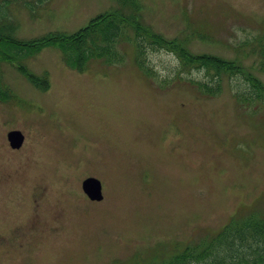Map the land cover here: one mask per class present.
Returning a JSON list of instances; mask_svg holds the SVG:
<instances>
[{"label": "rangeland", "instance_id": "rangeland-1", "mask_svg": "<svg viewBox=\"0 0 264 264\" xmlns=\"http://www.w3.org/2000/svg\"><path fill=\"white\" fill-rule=\"evenodd\" d=\"M2 1L23 41L74 35L121 8L151 36L241 65L264 85V0ZM127 36L111 61L83 70L53 47L22 62L48 73L45 90L0 58L13 93L0 101V264H169L231 223L264 219V94L238 74L184 66L171 47L146 46L147 75L135 31ZM218 79V94L201 84ZM11 131L24 136L19 149ZM88 178L101 201L85 194ZM247 253L226 264H253Z\"/></svg>", "mask_w": 264, "mask_h": 264}, {"label": "trees", "instance_id": "trees-1", "mask_svg": "<svg viewBox=\"0 0 264 264\" xmlns=\"http://www.w3.org/2000/svg\"><path fill=\"white\" fill-rule=\"evenodd\" d=\"M42 1L47 0H40V2ZM2 2L6 1L3 0ZM1 9L0 6V12ZM6 16L0 15V58L4 62H19V66L16 67L17 70L21 71V74L26 76L37 87L40 82L44 84L46 87L43 90L49 88L48 73L44 74L42 78L36 77L22 62L33 58L46 48L53 47L60 50L64 62L69 68L83 70L95 57H103L106 61H111L118 55V51L115 48L116 44L119 40L128 41L127 31L133 29L137 40V64L147 75H150V73L145 65L146 46L148 45L154 50L171 47L169 50L178 55L184 66H194V64L199 65L200 63L202 66H207L208 70L215 71L217 77L222 71L231 72L234 76L238 74L248 81L258 96L262 95V93L264 94V85L257 78H253L251 74L245 73V69L241 65L208 55H194L181 43L167 42L155 34L151 36L150 33L143 29L141 24L132 23L131 18L133 16H128L121 8L92 19L86 27L74 35L53 32L31 41L17 39L13 35L12 26L14 25L9 21V18L5 19ZM133 19L135 18L133 17ZM148 36L152 37L151 40H149ZM218 81L213 88H210L207 84L199 83L212 90L210 93L218 94L221 88L220 79ZM7 88L0 77V101L2 98L7 99L8 96H13V93ZM205 93L209 94L208 92ZM249 99L253 98L246 96V99L245 97L244 99L240 98L239 102L247 101V103H251ZM231 224L224 228L208 246H204L203 252L198 251L200 246L187 247L186 251L184 250L185 252L175 256L169 264H196L210 257L216 259L218 257L221 259V264H226V258H233V254L237 250L241 251L243 255H247V252H251L253 249L256 253V259L253 264H264V219L260 221L251 220L246 224L236 223V226L233 223Z\"/></svg>", "mask_w": 264, "mask_h": 264}, {"label": "water", "instance_id": "water-1", "mask_svg": "<svg viewBox=\"0 0 264 264\" xmlns=\"http://www.w3.org/2000/svg\"><path fill=\"white\" fill-rule=\"evenodd\" d=\"M8 141L12 148L19 149L24 141L20 131H11L8 134ZM84 192L92 199L101 201L103 199L101 183L95 178H88L83 182Z\"/></svg>", "mask_w": 264, "mask_h": 264}, {"label": "flooded vegetation", "instance_id": "flooded-vegetation-1", "mask_svg": "<svg viewBox=\"0 0 264 264\" xmlns=\"http://www.w3.org/2000/svg\"><path fill=\"white\" fill-rule=\"evenodd\" d=\"M9 145H10V143H9ZM10 147H11V145H10Z\"/></svg>", "mask_w": 264, "mask_h": 264}]
</instances>
